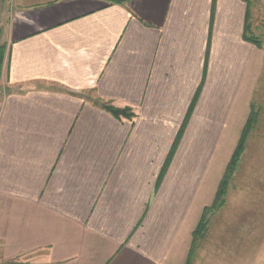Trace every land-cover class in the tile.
<instances>
[{"label": "crops", "instance_id": "crops-1", "mask_svg": "<svg viewBox=\"0 0 264 264\" xmlns=\"http://www.w3.org/2000/svg\"><path fill=\"white\" fill-rule=\"evenodd\" d=\"M249 10L0 0V264H191L246 123L245 147L264 128Z\"/></svg>", "mask_w": 264, "mask_h": 264}, {"label": "rangeland", "instance_id": "rangeland-1", "mask_svg": "<svg viewBox=\"0 0 264 264\" xmlns=\"http://www.w3.org/2000/svg\"><path fill=\"white\" fill-rule=\"evenodd\" d=\"M248 5L246 34L264 47V0H248ZM256 131L260 136V139L257 137L259 144L250 142L245 147L244 140L223 193L214 200L215 188L210 193L211 204L203 208L195 228L197 237L191 248V264H210V260L232 264L229 261L234 260L232 251L235 246L236 259L241 255L243 264H251L256 248L260 253L264 251V128ZM244 148L247 150L243 152ZM228 161L222 169V178L228 169Z\"/></svg>", "mask_w": 264, "mask_h": 264}, {"label": "trees", "instance_id": "trees-1", "mask_svg": "<svg viewBox=\"0 0 264 264\" xmlns=\"http://www.w3.org/2000/svg\"><path fill=\"white\" fill-rule=\"evenodd\" d=\"M247 30H248V26H247V24H245V27H244V38L247 39V40H249V41H252V42L258 44V42H257V40L255 38L250 37V36H248L246 34V31ZM106 108L110 112H112L113 114H115L116 116L119 115L120 113H122L119 109L114 108V107H111V106H106ZM250 128H251V119L248 120V122L246 123V125H245V127H244V129L242 131V134H241L240 140L238 142V145H237L234 153L232 154V157L230 159V162H229V164L227 166L228 169L226 170L223 178L221 179V181L219 183V187H218V190H217V193H216L215 198H217V196H219L225 190L228 175L231 174V172H232V170H233V168L235 166V163H236V161H237V159L239 157V154H240V152L243 149V143H244L245 137H246L248 131L250 130ZM193 237L195 239L197 237V231H196V229L193 232Z\"/></svg>", "mask_w": 264, "mask_h": 264}]
</instances>
